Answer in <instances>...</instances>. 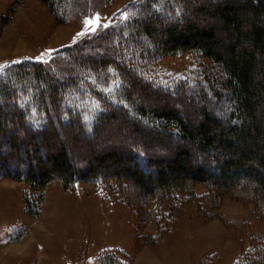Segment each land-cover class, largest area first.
Returning <instances> with one entry per match:
<instances>
[{
    "label": "trees",
    "instance_id": "trees-1",
    "mask_svg": "<svg viewBox=\"0 0 264 264\" xmlns=\"http://www.w3.org/2000/svg\"><path fill=\"white\" fill-rule=\"evenodd\" d=\"M39 1L61 23L59 9L70 0ZM129 9L127 20L103 27L45 61L4 69L0 179L26 182L35 191L53 181H60L64 190L77 182L107 183L124 203L139 207L140 221L157 226L156 243L172 231V213L183 194L200 199L206 217H218L223 197L230 196L254 205L256 215L264 218V0H138ZM200 18L215 22L201 24ZM184 54L222 74L211 70L206 84L182 83L175 89L157 87L147 78L162 59ZM197 96L203 104L195 123L177 106ZM120 119L130 123L129 136L179 139L212 157L192 165L191 152L179 148L165 169L142 143L128 152L134 171H110L106 155L91 154L79 163L69 142L81 136L87 145L95 142ZM14 129L24 140H10ZM58 129L62 146L50 153L47 144L59 138ZM197 185L208 189L205 197L196 195ZM140 238V247L153 245L154 239ZM234 264H264V240Z\"/></svg>",
    "mask_w": 264,
    "mask_h": 264
},
{
    "label": "rangeland",
    "instance_id": "rangeland-1",
    "mask_svg": "<svg viewBox=\"0 0 264 264\" xmlns=\"http://www.w3.org/2000/svg\"><path fill=\"white\" fill-rule=\"evenodd\" d=\"M137 1L70 0L66 8L59 9L62 21L57 23L39 0H0V76L11 65L45 61L101 28L127 20L129 7ZM211 70L220 72L210 63L184 54L162 59L147 78L157 87L175 89L182 83L206 84ZM180 102L178 111L192 115L198 123L200 117L194 116L203 104L201 98ZM130 131V123L120 119L105 127L95 142L87 145L81 136L77 142L70 141L69 148L79 163L90 159L91 154L106 155L105 166L110 171H134L128 152L142 143L147 144L157 166L165 169L179 148L191 152L192 165L212 157L179 139H160L151 133L129 136ZM61 132L58 129L59 138L48 141L50 153L62 146ZM18 134L20 130L14 129L10 140H24ZM39 155L34 154V158ZM46 167L52 170L49 164ZM194 190L199 198L208 194L201 185ZM114 191L100 181L94 185L77 182L71 190L53 181L43 191H35L26 182L0 179V264H234L252 244L264 240V218L256 215L254 205L224 196L216 210L218 217L211 218L206 217L200 199L189 200L183 194L172 213L176 219L172 231L156 243L157 226L140 221L139 207L124 203ZM140 236L143 241L154 239L153 245L140 247Z\"/></svg>",
    "mask_w": 264,
    "mask_h": 264
}]
</instances>
